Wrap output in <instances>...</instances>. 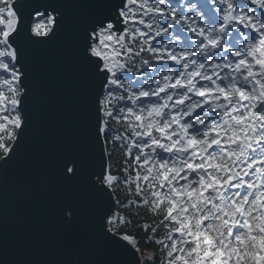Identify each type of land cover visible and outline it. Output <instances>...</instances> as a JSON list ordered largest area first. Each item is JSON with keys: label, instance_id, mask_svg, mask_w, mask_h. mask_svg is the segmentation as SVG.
Returning a JSON list of instances; mask_svg holds the SVG:
<instances>
[{"label": "snow or ice", "instance_id": "6c2138e0", "mask_svg": "<svg viewBox=\"0 0 264 264\" xmlns=\"http://www.w3.org/2000/svg\"><path fill=\"white\" fill-rule=\"evenodd\" d=\"M74 6L90 151L61 174L99 205L112 264H264V0ZM68 27L67 0H0V169L31 127L33 60Z\"/></svg>", "mask_w": 264, "mask_h": 264}, {"label": "water", "instance_id": "95a60500", "mask_svg": "<svg viewBox=\"0 0 264 264\" xmlns=\"http://www.w3.org/2000/svg\"><path fill=\"white\" fill-rule=\"evenodd\" d=\"M67 3L66 33L33 60L28 135L16 159L0 169V264H112L126 259L99 239V205L83 180L69 183L61 174L66 155L87 156L90 151L93 87L80 59L77 31L87 11L75 7V0ZM69 203L79 208L72 223L63 219Z\"/></svg>", "mask_w": 264, "mask_h": 264}, {"label": "trees", "instance_id": "16d2710c", "mask_svg": "<svg viewBox=\"0 0 264 264\" xmlns=\"http://www.w3.org/2000/svg\"><path fill=\"white\" fill-rule=\"evenodd\" d=\"M114 231H115V229H114Z\"/></svg>", "mask_w": 264, "mask_h": 264}]
</instances>
